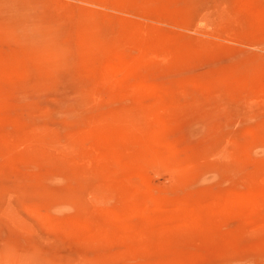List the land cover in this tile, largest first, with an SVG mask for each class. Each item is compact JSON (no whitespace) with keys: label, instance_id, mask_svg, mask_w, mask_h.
Returning <instances> with one entry per match:
<instances>
[{"label":"rangeland","instance_id":"1","mask_svg":"<svg viewBox=\"0 0 264 264\" xmlns=\"http://www.w3.org/2000/svg\"><path fill=\"white\" fill-rule=\"evenodd\" d=\"M0 264H264V0H0Z\"/></svg>","mask_w":264,"mask_h":264}]
</instances>
